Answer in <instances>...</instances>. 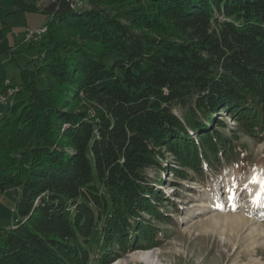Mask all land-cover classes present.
Listing matches in <instances>:
<instances>
[{
	"label": "trees",
	"instance_id": "16d2710c",
	"mask_svg": "<svg viewBox=\"0 0 264 264\" xmlns=\"http://www.w3.org/2000/svg\"><path fill=\"white\" fill-rule=\"evenodd\" d=\"M133 2L146 5L123 22ZM14 4L40 10L47 31L25 43L39 51L21 70L26 97L0 108V192L20 193L0 264H111L157 247L181 182L246 170L247 140H264V0ZM6 28L0 55L12 60L21 43Z\"/></svg>",
	"mask_w": 264,
	"mask_h": 264
},
{
	"label": "rangeland",
	"instance_id": "374dc122",
	"mask_svg": "<svg viewBox=\"0 0 264 264\" xmlns=\"http://www.w3.org/2000/svg\"><path fill=\"white\" fill-rule=\"evenodd\" d=\"M29 1L40 6L54 0ZM145 5L144 2L126 4L120 9V19L127 21L134 8ZM0 10V27H7L10 45L19 40L13 32L22 31L25 26H39L47 19L40 10H17L14 0H0ZM25 46L18 45L20 52L12 60H9L10 54L0 55V80L5 78L14 84L20 83L21 70L39 53L38 47L26 50ZM50 56L47 54V57ZM34 80L38 87L46 86L44 76H36ZM25 97V92L16 95V98ZM174 110L179 112L177 108ZM247 145L251 157L244 173L226 167L219 176H214L208 170L209 180L205 184H194L196 189L193 191L189 187L193 189L194 186L191 187L187 180L181 182L183 187L176 188L181 199H175L179 211L170 212L175 225L166 226V237H163L162 243L149 250L126 253L111 264H147L135 259L126 260L146 251L158 253L157 264H264V193H261L260 183H250L254 176L264 180V140H247ZM166 161L169 162L170 158ZM158 172L164 178L161 190L173 199L175 188L167 182L168 177L164 176L166 170ZM149 177L154 179L156 175L149 171ZM245 185L248 187L245 188ZM19 194V187L14 185L0 192V228L14 225L17 216L15 203ZM258 194L260 203L255 205L252 201ZM90 239L93 257L101 247L100 224Z\"/></svg>",
	"mask_w": 264,
	"mask_h": 264
},
{
	"label": "built area",
	"instance_id": "2783aa9c",
	"mask_svg": "<svg viewBox=\"0 0 264 264\" xmlns=\"http://www.w3.org/2000/svg\"><path fill=\"white\" fill-rule=\"evenodd\" d=\"M46 22L39 26L31 27L25 26L22 31L13 32L14 36H19V43L33 42L37 43L42 39V36L46 33ZM44 53H42V56ZM18 84L12 83L9 79L0 80V108L3 109L8 106H12L13 101L19 91Z\"/></svg>",
	"mask_w": 264,
	"mask_h": 264
},
{
	"label": "bare ground",
	"instance_id": "6f19581e",
	"mask_svg": "<svg viewBox=\"0 0 264 264\" xmlns=\"http://www.w3.org/2000/svg\"><path fill=\"white\" fill-rule=\"evenodd\" d=\"M158 257V253L154 252V251H146L144 253H142L139 256H129L127 257L126 260H139V261H143V263H147V264H157V262L159 261Z\"/></svg>",
	"mask_w": 264,
	"mask_h": 264
},
{
	"label": "snow or ice",
	"instance_id": "6c2138e0",
	"mask_svg": "<svg viewBox=\"0 0 264 264\" xmlns=\"http://www.w3.org/2000/svg\"><path fill=\"white\" fill-rule=\"evenodd\" d=\"M250 183H260L261 184V193H264V180H260L258 179L256 176H254L251 180H250ZM245 188L248 187V185H245L244 186ZM231 191V189H230ZM234 198V197H233ZM253 204L255 205H259L260 203V196L259 194L253 199Z\"/></svg>",
	"mask_w": 264,
	"mask_h": 264
},
{
	"label": "crops",
	"instance_id": "0c3cea01",
	"mask_svg": "<svg viewBox=\"0 0 264 264\" xmlns=\"http://www.w3.org/2000/svg\"><path fill=\"white\" fill-rule=\"evenodd\" d=\"M23 1H25V2H27V3H34V2H30L29 0H23ZM51 2H46L45 4H41L40 6H38L40 9H42V8H44V7H46L48 4H50ZM0 11H2V10H0Z\"/></svg>",
	"mask_w": 264,
	"mask_h": 264
}]
</instances>
